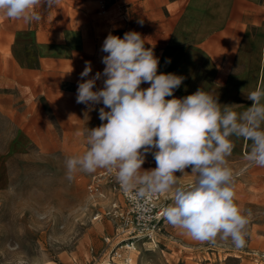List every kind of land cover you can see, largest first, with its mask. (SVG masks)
Listing matches in <instances>:
<instances>
[{"label":"rangeland","instance_id":"1","mask_svg":"<svg viewBox=\"0 0 264 264\" xmlns=\"http://www.w3.org/2000/svg\"><path fill=\"white\" fill-rule=\"evenodd\" d=\"M143 1L57 0L38 7L41 19L32 23L0 14V264L106 263L116 226L104 213L124 203L107 187L102 197L89 195L91 177L105 169L78 171L69 181L65 160L87 151L77 133L102 123V104L87 116L76 102L85 62L87 80L103 72L109 33L153 35L137 12ZM240 161L236 202L251 211L244 247L198 242L166 223L155 246L138 243L132 264H264V167ZM186 172L183 183L194 179Z\"/></svg>","mask_w":264,"mask_h":264},{"label":"clouds","instance_id":"2","mask_svg":"<svg viewBox=\"0 0 264 264\" xmlns=\"http://www.w3.org/2000/svg\"><path fill=\"white\" fill-rule=\"evenodd\" d=\"M56 3L0 0V14L39 22L36 9ZM101 51L107 53L103 72L84 80L92 72L91 62H85L76 102L87 106V116L102 104V123L77 133L85 137L87 151L65 160L66 178L72 181L78 171L94 173L98 168L115 172L121 189L132 194L143 212L150 211L146 205L153 197L171 194L161 213L169 225L198 242L230 240L236 248L244 247L251 211L236 202L235 177L242 172H234L228 158L236 146L233 138H242L250 142L248 166L264 167V89L246 95L252 103L243 112L221 105L203 89L176 98L174 91L184 77L158 74L159 58L145 47L140 33L125 32L123 38L109 33ZM102 76L103 86L94 90ZM144 83L150 86L141 88ZM148 153L156 167L142 170ZM187 168L194 179L183 183Z\"/></svg>","mask_w":264,"mask_h":264},{"label":"crops","instance_id":"3","mask_svg":"<svg viewBox=\"0 0 264 264\" xmlns=\"http://www.w3.org/2000/svg\"><path fill=\"white\" fill-rule=\"evenodd\" d=\"M142 3L137 12L154 29L153 35L142 38L145 47L153 48L159 58L158 74L184 77L174 91L176 98L203 89L217 96L221 105H234V111L243 112L251 105L246 95L264 89V0H144ZM149 86L144 83L141 88ZM233 140L236 146L228 160L234 169L248 153L250 142L242 138ZM155 167L153 155L146 154L142 170Z\"/></svg>","mask_w":264,"mask_h":264},{"label":"built area","instance_id":"4","mask_svg":"<svg viewBox=\"0 0 264 264\" xmlns=\"http://www.w3.org/2000/svg\"><path fill=\"white\" fill-rule=\"evenodd\" d=\"M107 187L110 191L116 192L122 199L124 206L112 203L104 215L114 222L115 244L108 249L106 263L103 264H132V254L137 252L138 243L156 244L158 233L167 223L162 217V209L171 202V195L161 193L152 200L146 207L149 212H143L136 207L130 196L125 193L116 180L115 172L104 170L93 175L87 186L91 197H102L103 189ZM143 203V201H140ZM150 217V218H147ZM101 218L96 214L94 220Z\"/></svg>","mask_w":264,"mask_h":264}]
</instances>
